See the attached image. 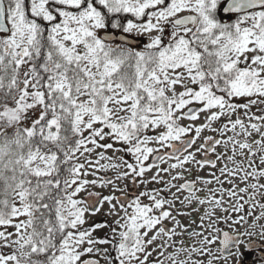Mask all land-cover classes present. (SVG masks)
Here are the masks:
<instances>
[{
  "label": "snow or ice",
  "instance_id": "6c2138e0",
  "mask_svg": "<svg viewBox=\"0 0 264 264\" xmlns=\"http://www.w3.org/2000/svg\"><path fill=\"white\" fill-rule=\"evenodd\" d=\"M0 264H264V0H0Z\"/></svg>",
  "mask_w": 264,
  "mask_h": 264
},
{
  "label": "rangeland",
  "instance_id": "374dc122",
  "mask_svg": "<svg viewBox=\"0 0 264 264\" xmlns=\"http://www.w3.org/2000/svg\"><path fill=\"white\" fill-rule=\"evenodd\" d=\"M204 135H216L215 133H211V132H205ZM200 141H198L199 143ZM199 155H202V154H199ZM199 155H198V158H199ZM209 171H214L208 167H205V169H203L201 172H200V175L201 176H207ZM150 175V174H149ZM155 186H159V185H155ZM215 186V185H213ZM142 187V186H141ZM149 187H153V185H149ZM97 191H104L105 194H106V189L105 190H100V189H96ZM107 205L104 206V209L101 210V213L97 214L95 217H93L92 219L96 220V221H103V220H112L113 217H108L107 215H105L106 213V210H107ZM184 223H187L188 222V218L187 217H182ZM92 221L90 220L89 223H91ZM108 230L107 229H102V230H98L97 233H95L94 235H96L97 237H103L106 232ZM102 247H105V246H102ZM254 257L253 256H248L247 259L249 261H251Z\"/></svg>",
  "mask_w": 264,
  "mask_h": 264
},
{
  "label": "flooded vegetation",
  "instance_id": "af4514ba",
  "mask_svg": "<svg viewBox=\"0 0 264 264\" xmlns=\"http://www.w3.org/2000/svg\"><path fill=\"white\" fill-rule=\"evenodd\" d=\"M218 151L220 150L219 148L217 149ZM213 158H214V154H212ZM220 165L218 164L217 167H219ZM213 170V169H212ZM225 187H227V185H225ZM254 259V258H253Z\"/></svg>",
  "mask_w": 264,
  "mask_h": 264
}]
</instances>
